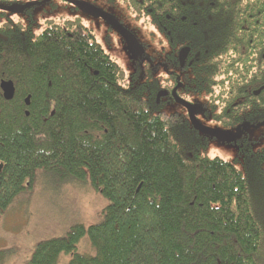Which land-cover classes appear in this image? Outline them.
I'll list each match as a JSON object with an SVG mask.
<instances>
[{
	"label": "trees",
	"instance_id": "trees-1",
	"mask_svg": "<svg viewBox=\"0 0 264 264\" xmlns=\"http://www.w3.org/2000/svg\"><path fill=\"white\" fill-rule=\"evenodd\" d=\"M105 1L148 18L175 74L125 76L78 21L38 35L29 19L0 23V83L14 86L10 101L0 90V214L38 170L108 201L100 223L38 244L30 264L61 254L69 264H264V149L246 142L233 161L209 158V139L156 103L177 83L184 47L188 85L213 120L263 123L264 89L253 91L264 87V0ZM84 236L94 255L75 253Z\"/></svg>",
	"mask_w": 264,
	"mask_h": 264
},
{
	"label": "rangeland",
	"instance_id": "rangeland-1",
	"mask_svg": "<svg viewBox=\"0 0 264 264\" xmlns=\"http://www.w3.org/2000/svg\"><path fill=\"white\" fill-rule=\"evenodd\" d=\"M71 1L89 4L113 16L142 46L144 49L142 58L133 61L124 40L104 20L83 14L71 4ZM52 2L50 6L32 8L30 13L11 14V20L23 24H26L27 19L32 20L34 22L32 29L36 35L42 33L50 24L63 26L66 22L78 21L92 32L96 42L122 68L125 76H135L137 82L146 79L162 80L165 75L176 73L172 69L167 71L166 55L169 53V46L158 29L149 23L148 18L131 13L121 3L111 5L105 0ZM164 99L162 98L159 103ZM164 102L167 113L173 111L183 113L176 103L169 99H165ZM197 119L206 128L224 129L220 123L203 115H198ZM246 142L254 151L264 149V125L257 129L248 128L239 140L231 142L209 138L205 154L209 158L233 161L238 156L240 147ZM24 187L25 190L0 214V264H30L38 244L65 237L75 225L87 228L100 223L103 211L108 205V201L88 182L64 180L45 170L35 172L31 188L26 187V184ZM75 253L94 255L87 236L77 243ZM70 259V254H61L56 264H69Z\"/></svg>",
	"mask_w": 264,
	"mask_h": 264
},
{
	"label": "water",
	"instance_id": "water-1",
	"mask_svg": "<svg viewBox=\"0 0 264 264\" xmlns=\"http://www.w3.org/2000/svg\"><path fill=\"white\" fill-rule=\"evenodd\" d=\"M71 4L77 7L83 14L90 16L94 19H102L106 22V24L115 32L117 33L125 42L126 48L128 53L130 54V57L133 61H137L138 58L142 57L144 53V49L142 46L138 43L137 39L133 34H131L129 31H127L125 28H123L118 21L111 15L106 14L105 12L101 11L100 9L91 6L86 3H82L79 1H71ZM36 4H28L25 6H12L9 8H3L4 11L10 13V14H22L25 10L34 7ZM262 58L264 59V54L262 55ZM264 89V87L260 88L259 90L255 91L253 95L257 96L259 93ZM0 90L2 92V96L4 100L10 101L12 100L14 96V86L12 82L10 81H1L0 83ZM168 94L166 91H159L156 94V103H159V101L166 97ZM172 98L175 101V103L180 104L185 108L187 111L188 117H189V123L190 125L202 136L206 138H213L220 141L225 142H231L235 140H239L242 136V134L247 130V127L249 126L248 123L242 124L238 130L235 132H228L223 130H212L209 128H206L202 126L199 121L196 119V116L202 113V107L199 105L191 106L189 104H186L183 101H180L177 99V95L175 94V90L172 92ZM26 104H28L26 100ZM264 125V124H263ZM262 125H255L250 126L248 128H259ZM1 170V165H0Z\"/></svg>",
	"mask_w": 264,
	"mask_h": 264
},
{
	"label": "flooded vegetation",
	"instance_id": "flooded-vegetation-1",
	"mask_svg": "<svg viewBox=\"0 0 264 264\" xmlns=\"http://www.w3.org/2000/svg\"><path fill=\"white\" fill-rule=\"evenodd\" d=\"M52 1L53 0H0V23L1 22L3 23L5 20H11L12 19L11 16H8L9 13L4 11L3 8H9L12 6H25L28 4H36L34 7H31L29 9L25 10L22 13V14H24L28 10H31L32 8H35V7L44 6V5L50 6L53 3ZM261 24L262 23L260 20L256 22V25H261ZM262 55H261V57H262ZM189 56H190V51L188 48L177 47V56H176L177 57V83H175L169 90H168V88L165 90L168 95L164 98L169 99L171 102L175 103V101L172 98V92H173V90H175V94L177 95V99H179L180 101H183L186 104H189L191 106H196V105L201 106L202 107V113L199 115H203V116H205V118H211V120L213 121L214 113L211 112L209 105L207 103L203 102L205 97L202 95H198L195 92V89L193 87H189V85H188V82L190 81V79H189V74H190L189 73V66L191 65V62L189 60ZM141 58L142 57H140L138 60H140ZM257 90H259V89H257ZM254 92L255 91H253V93ZM233 106H235V104ZM177 107H179L183 111L184 114L180 113L178 111H177V113L184 116L189 121V117H188V114H187V111L185 110V108L178 103H177ZM237 110H238L237 108H233L231 110H227L226 113L228 115L231 113L232 114L231 118H232V116H234L236 114ZM197 116H196V119H197ZM228 117L226 119V124L218 122L224 128L223 131L235 132L244 123H248V125H249L248 127L255 126L254 124H250L248 121H245V120L240 121L239 123H237L235 125H232V123H230L231 120ZM214 122H217V121L214 120ZM260 124H264V122L263 123L259 122V124H256V125H260ZM248 127H247V129H248Z\"/></svg>",
	"mask_w": 264,
	"mask_h": 264
}]
</instances>
